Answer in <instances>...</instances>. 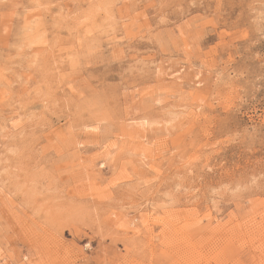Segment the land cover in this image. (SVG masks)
I'll use <instances>...</instances> for the list:
<instances>
[{
    "label": "rangeland",
    "instance_id": "1",
    "mask_svg": "<svg viewBox=\"0 0 264 264\" xmlns=\"http://www.w3.org/2000/svg\"><path fill=\"white\" fill-rule=\"evenodd\" d=\"M0 264H264V0H0Z\"/></svg>",
    "mask_w": 264,
    "mask_h": 264
}]
</instances>
